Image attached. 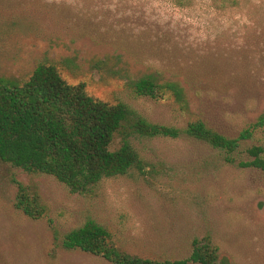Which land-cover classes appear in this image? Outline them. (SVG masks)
Instances as JSON below:
<instances>
[{
	"label": "rangeland",
	"instance_id": "rangeland-1",
	"mask_svg": "<svg viewBox=\"0 0 264 264\" xmlns=\"http://www.w3.org/2000/svg\"><path fill=\"white\" fill-rule=\"evenodd\" d=\"M38 64L152 123L183 129L201 120L235 138L264 115V0L224 11L211 0H0V79L23 83ZM148 74L177 83L184 103L166 90L136 96L134 82ZM140 147L152 171L86 194L0 162V264H111L58 246L55 231L89 218L132 256L185 259L191 241L209 234L221 259L264 264L261 171L225 164L185 136ZM15 182L37 190L43 218L15 208Z\"/></svg>",
	"mask_w": 264,
	"mask_h": 264
},
{
	"label": "trees",
	"instance_id": "trees-1",
	"mask_svg": "<svg viewBox=\"0 0 264 264\" xmlns=\"http://www.w3.org/2000/svg\"><path fill=\"white\" fill-rule=\"evenodd\" d=\"M211 2L223 11L242 5V0ZM133 89L136 96L154 100L166 90L184 103L177 83H161L151 74L135 81ZM181 136L203 144L225 164L264 174V115L237 137L228 138L201 120L183 129L152 123L123 102L109 104L89 96L83 83H67L53 64H38L20 84L0 79V162L28 175L50 176L72 193L86 194L105 180L128 177L134 171H152L142 156L143 141ZM242 155L244 160H236ZM15 185V208L33 220L43 218L46 211L37 190L20 182ZM54 234L63 250L111 264H231L220 258L209 234L191 241L187 258L174 260L122 251L110 231L91 218L64 234Z\"/></svg>",
	"mask_w": 264,
	"mask_h": 264
}]
</instances>
